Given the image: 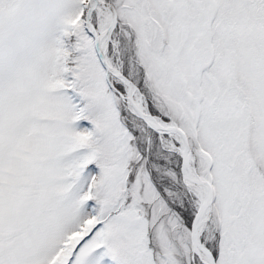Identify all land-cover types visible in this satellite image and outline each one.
<instances>
[{
  "label": "snow or ice",
  "instance_id": "snow-or-ice-1",
  "mask_svg": "<svg viewBox=\"0 0 264 264\" xmlns=\"http://www.w3.org/2000/svg\"><path fill=\"white\" fill-rule=\"evenodd\" d=\"M0 264H264V0H0Z\"/></svg>",
  "mask_w": 264,
  "mask_h": 264
}]
</instances>
